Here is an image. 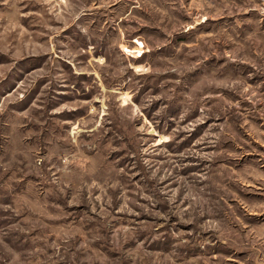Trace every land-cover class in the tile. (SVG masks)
<instances>
[{
	"label": "rangeland",
	"instance_id": "obj_1",
	"mask_svg": "<svg viewBox=\"0 0 264 264\" xmlns=\"http://www.w3.org/2000/svg\"><path fill=\"white\" fill-rule=\"evenodd\" d=\"M0 264H264V0H0Z\"/></svg>",
	"mask_w": 264,
	"mask_h": 264
}]
</instances>
